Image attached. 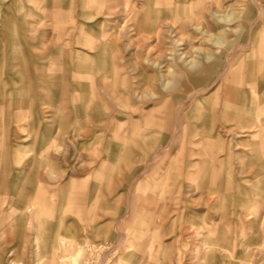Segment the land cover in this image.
Masks as SVG:
<instances>
[{
  "label": "rangeland",
  "instance_id": "374dc122",
  "mask_svg": "<svg viewBox=\"0 0 264 264\" xmlns=\"http://www.w3.org/2000/svg\"><path fill=\"white\" fill-rule=\"evenodd\" d=\"M0 264H264V0H0Z\"/></svg>",
  "mask_w": 264,
  "mask_h": 264
}]
</instances>
